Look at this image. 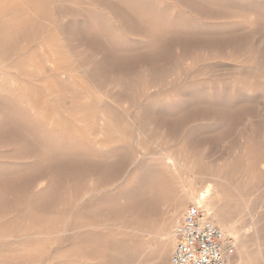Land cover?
<instances>
[{
    "label": "rangeland",
    "instance_id": "rangeland-1",
    "mask_svg": "<svg viewBox=\"0 0 264 264\" xmlns=\"http://www.w3.org/2000/svg\"><path fill=\"white\" fill-rule=\"evenodd\" d=\"M208 185L264 264V0H0V264H170Z\"/></svg>",
    "mask_w": 264,
    "mask_h": 264
},
{
    "label": "built area",
    "instance_id": "built-area-1",
    "mask_svg": "<svg viewBox=\"0 0 264 264\" xmlns=\"http://www.w3.org/2000/svg\"><path fill=\"white\" fill-rule=\"evenodd\" d=\"M170 264H229L235 241L204 215L199 205L187 207L173 230Z\"/></svg>",
    "mask_w": 264,
    "mask_h": 264
},
{
    "label": "bare ground",
    "instance_id": "bare-ground-1",
    "mask_svg": "<svg viewBox=\"0 0 264 264\" xmlns=\"http://www.w3.org/2000/svg\"><path fill=\"white\" fill-rule=\"evenodd\" d=\"M218 194L219 191L216 185H208L199 194L196 195V200L197 205H199V207L202 208V210L209 215V221L216 227H219L223 234L226 235V232H228V225L224 223L222 225L221 216L218 210L215 208L217 202L216 198L218 197ZM236 245L237 244L235 243V246Z\"/></svg>",
    "mask_w": 264,
    "mask_h": 264
}]
</instances>
